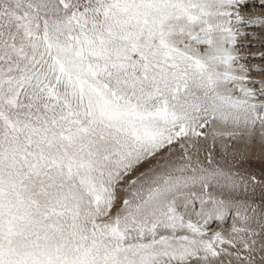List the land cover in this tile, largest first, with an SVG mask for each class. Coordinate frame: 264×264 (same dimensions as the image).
Returning <instances> with one entry per match:
<instances>
[{"label":"snow or ice","instance_id":"obj_1","mask_svg":"<svg viewBox=\"0 0 264 264\" xmlns=\"http://www.w3.org/2000/svg\"><path fill=\"white\" fill-rule=\"evenodd\" d=\"M264 0H0V264H264Z\"/></svg>","mask_w":264,"mask_h":264},{"label":"rangeland","instance_id":"obj_2","mask_svg":"<svg viewBox=\"0 0 264 264\" xmlns=\"http://www.w3.org/2000/svg\"><path fill=\"white\" fill-rule=\"evenodd\" d=\"M261 166H264V158H255L252 161V167L256 170L259 171Z\"/></svg>","mask_w":264,"mask_h":264}]
</instances>
